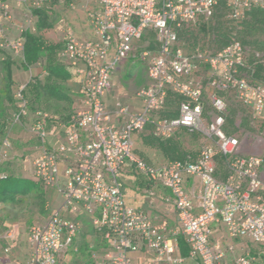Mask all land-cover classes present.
<instances>
[{
  "label": "built area",
  "instance_id": "built-area-1",
  "mask_svg": "<svg viewBox=\"0 0 264 264\" xmlns=\"http://www.w3.org/2000/svg\"><path fill=\"white\" fill-rule=\"evenodd\" d=\"M15 1L29 8V20L13 40L0 24V60H6L8 52L12 60L23 63L22 35L37 32L38 17L33 10L49 0ZM98 3V9L89 13L96 39H78L68 29L58 51V60L80 78L83 97V108L72 116L70 126H64L62 143L46 146L54 133L49 126L53 116L40 109L33 112L30 131L42 147L32 162V175L43 187L57 188L63 204L46 222L30 227L31 253L21 264H67L68 252L77 250L75 239L82 225L66 213L88 215L94 231L107 242V253L96 264H135L131 253L141 248L139 241L149 255L143 264H184L187 258L180 254V235L189 248L188 258L198 264H223L227 255L232 256L230 264H259L264 260V161L255 154L239 155L242 142L225 125L229 97L248 108L254 121L264 118V82L256 79L264 55L238 39L241 24L252 10L264 9V0ZM0 12L12 20L6 1L0 0ZM217 14H222L230 36L221 49L214 45L210 32ZM195 31L208 33V42L197 38ZM145 34L154 39L149 43L152 48L141 49ZM187 43L192 46L187 48ZM210 44L216 48L209 49ZM130 57L145 65L149 82L137 93L142 100L140 110L116 102L120 121L114 123L104 98L112 89L113 74ZM26 88L24 84L15 91L13 124H21L29 115ZM170 97L177 101V109L170 112L178 113L175 117L162 115ZM207 107H211L209 112ZM147 127L154 138L163 141L175 139L182 131L197 135L202 141L197 156L164 165L140 158L133 152V139ZM12 149L7 136L1 143L0 164L11 159ZM218 156L224 160V177ZM128 165L150 183L149 197L156 196L158 187L170 192L165 202L175 208L179 230L167 234L166 225H155L147 214L127 204L121 174ZM6 177L0 172V180ZM189 178L199 184L198 203L189 194ZM214 224L222 230L223 241L212 240ZM13 237V231L3 236ZM241 239L249 240L256 250Z\"/></svg>",
  "mask_w": 264,
  "mask_h": 264
},
{
  "label": "crops",
  "instance_id": "crops-1",
  "mask_svg": "<svg viewBox=\"0 0 264 264\" xmlns=\"http://www.w3.org/2000/svg\"><path fill=\"white\" fill-rule=\"evenodd\" d=\"M69 1V5L65 6V2ZM7 3H9L12 14L15 15V20L6 22L7 23V30L8 33L12 37H18L20 35L18 30V25L23 24L24 17H26L30 10L28 7L24 5H20L15 0H6ZM52 3H57L55 6L52 7ZM67 7V9H65ZM99 3L98 0H77L74 3H71V0H52L51 5L47 6L52 28L48 31H46V36L49 37L51 40H54L56 42H59L61 44V48L64 46L65 38L67 34V30L69 29L73 35L81 40H94L96 39L95 33L90 25L89 22V13L98 9ZM2 21V15L0 12V24L3 25ZM3 28V27H2ZM151 42L150 35L145 34L143 39L140 42L141 49L144 48H152V44L149 45ZM21 64V63H20ZM22 66V64H21ZM22 70L26 75L29 74L30 80H33L34 78H38L40 80H44L47 75H45V69L39 65H33L29 68L22 66ZM68 72L71 74V78L64 84V88L68 92L70 96L69 102H53L52 107H43L47 110V112L51 113L53 116V119L49 122V126L54 128V133L47 139L46 146L47 147H54L58 144L62 143L64 139V126H70L71 125V119L72 115L75 113V109L77 107L83 108V97L80 91V78L76 74L75 70L73 68L68 67ZM143 70V77L140 78V72ZM20 70H16V67L13 68V81H14V87L13 90L18 88L16 85L18 75L20 74ZM5 73V72H4ZM119 75L122 76H128L129 81L131 84H135L136 86L142 85L147 83L148 84V78H147V72L146 67L143 63H141L139 60H137L135 57H130L128 60L124 61L118 69L115 71L112 77V85L113 81L118 77ZM5 82V76L3 77ZM28 80L27 83L30 81ZM26 83V84H27ZM146 84V85H147ZM5 86L6 82L4 83V94H5ZM141 87H139L135 92H131L128 94L127 92L123 93L124 98L119 99L122 103L128 105L132 111H137L142 108V100L140 97H138L137 93ZM112 90L109 91L104 100L107 104L109 110L113 113L112 115V121L114 123H118L120 119L116 115V107L115 104L118 101H114V94H112ZM127 96V97H126ZM120 98V97H119ZM6 107H0V111L3 112L2 118H0V128L3 130V136H0V147L1 143L3 141L4 137H10L11 142L15 143H21L23 142L24 147L23 150L19 151L20 155H26V152H32L31 159H28V166H29V172L32 173V162L33 160L39 155L40 148L42 147L41 142L28 130L26 129L27 134L24 133V131L20 132H9V117L8 113L10 110L6 109ZM178 113H176L177 115ZM144 132H148V135L151 134L150 127H147V129ZM141 134V133H140ZM181 134H188L185 131L180 132L178 135ZM152 136V135H151ZM145 137V136H144ZM137 139V134L134 135V142ZM33 141V142H32ZM143 145L148 146V144L145 142V139L142 141ZM13 144V143H12ZM34 146V147H33ZM14 149H12L13 151ZM19 154L14 150V153L11 154V159L9 161H16L20 158L16 155ZM20 156V157H22ZM197 156V155H196ZM194 156L193 158H195ZM29 158V157H28ZM7 161V162H9ZM5 163V162H4ZM3 164V163H2ZM2 164H0V169L3 167ZM219 166V164H218ZM134 171V168L131 165H128L125 167L121 174V180L124 185V193H125V199L128 205L134 207L137 210L142 211L143 213L147 214L153 223L157 226H163L166 225V233L170 234L172 231L179 230V221L178 216L176 213L175 208L171 205L165 202V198L170 194V192L167 189H164L162 187H158L156 189V196L154 198L149 197L148 195V189L150 188V183L144 179L143 177L139 176L136 177V180H132L129 175V172ZM220 171V168H219ZM135 173V171H134ZM136 174V173H135ZM221 174V172H220ZM222 175V174H221ZM224 177V174L222 175ZM18 179V178H16ZM26 180V179H23ZM64 180V172L63 169L61 171V181ZM187 188L189 191V194L191 196V199L198 203L199 201V193H200V187L199 184L192 178H189L187 180ZM37 186L33 185L31 187V190L24 195L17 196L15 200L10 202H0L1 205L5 206V204L13 203V204H20L25 198V196L29 194H35L39 197V193L37 194L36 190ZM53 199V206L54 208L60 209L63 204V198L58 191L57 188H53L52 192L50 193ZM41 204L44 205L45 201L43 198L41 199ZM65 216L71 217L73 219H76L80 221L82 228L80 233L75 239V247L77 250L71 249L70 251L73 252H79L82 245H85L88 249V252H93L95 245L89 243V239L91 235L89 234L90 231H94L90 217L84 213L79 215H74L71 213H66ZM213 229V235L212 240L214 242L217 241H223V232L217 225H212ZM15 234V229L11 230ZM95 232V231H94ZM3 238V237H2ZM95 238H99L102 243L108 246L107 242L95 232ZM180 239V254L184 256L186 259L184 264H198L197 261L191 260L188 258L189 248L188 252L185 254L184 251L181 249V239L184 240L186 243L184 237L181 235L179 236ZM241 242L248 245L252 248L253 252L256 250V246L251 243L247 239H241ZM239 241V242H240ZM28 242V241H27ZM140 249L136 252H132L131 256L135 262V264H143V262L149 258V255L146 253L143 243L140 242ZM29 245V244H28ZM187 245V244H186ZM188 247V246H187ZM9 253V251H8ZM31 253V248L29 246V251L27 253V258H29ZM231 255H227V257L223 260V264H230L231 263ZM24 260H14L10 261L8 259H5L2 255L0 256V264H21ZM85 264V263H81ZM259 264H264V260L260 261Z\"/></svg>",
  "mask_w": 264,
  "mask_h": 264
},
{
  "label": "rangeland",
  "instance_id": "rangeland-1",
  "mask_svg": "<svg viewBox=\"0 0 264 264\" xmlns=\"http://www.w3.org/2000/svg\"><path fill=\"white\" fill-rule=\"evenodd\" d=\"M5 2L6 0H2ZM58 1V0H57ZM52 0H49L45 5L49 6L51 5ZM57 3H52V7L55 6ZM65 6L69 5V1L64 3ZM67 9V7H65ZM11 17L12 20H15V15L12 14L11 11ZM12 20H9L7 18L2 17L3 25L2 29L3 32L6 34V37H8L10 40H13L15 37H12L7 30V23L11 22ZM29 20V14L24 17V23L19 24V27H25L27 25V21ZM211 32V29H210ZM193 34H198V37H201V40L207 41V34L201 31H195ZM193 36V35H192ZM151 38V37H150ZM255 38L259 43L256 45H248L250 49L253 51L259 52L261 55H264V32H260L255 34L253 37ZM2 39H0L1 42ZM152 40V39H151ZM154 40V39H153ZM152 40V41H153ZM189 41H192V38L189 39ZM213 44V43H212ZM212 44L209 45V49L216 48L212 47ZM215 45V44H214ZM188 46V47H187ZM187 48H190L192 46V43H187ZM9 57V59L12 60L10 57V53L5 52ZM16 65V70H22L21 62L18 59L12 60ZM4 61L0 62V107H6V109L10 110L8 113V119H9V132H20L24 131L27 136L26 129L30 131V127L32 124V116H33V108L29 109V115L22 121L21 124H13L12 123V117L14 113L17 110L16 100L14 98L15 91L14 89L12 91V97L13 100L10 103L6 102L5 94L3 92L4 90V79L5 76L4 69L2 67L1 63H4ZM19 71V72H20ZM140 78L143 77V70L140 72ZM31 78V77H30ZM29 74H25L23 71L20 72L17 78V84L16 87H19L21 85H24L27 83L28 80H30ZM129 78L127 75L122 76L118 74V77L113 81L112 85V94H114V101H119V99L122 100L125 96H123L124 92H127L130 94L131 92H135L139 87L145 86L147 83L136 86L135 84H131L129 81ZM256 79L260 82H264V70L260 73V77ZM110 90V91H111ZM120 97V98H119ZM127 97V96H126ZM120 100V102H122ZM211 107H207L208 112L210 111ZM5 109V110H6ZM35 109V108H34ZM82 109V107H77L75 109V113L79 112ZM177 109V101L174 97H170L166 112L162 113V115L168 114L170 112H173ZM4 111H0V118H2ZM74 113V114H75ZM225 129L227 132L234 134L236 138H238L242 144L239 148V155L241 156H247V155H258L260 156L264 161V118L254 121L252 119L251 111L241 105L239 102L235 101L233 97L228 98V116L227 121L225 125ZM31 132V131H30ZM148 134V132H143L141 134H137V139L134 142L133 145V152L135 155L139 156L140 158L146 160L147 162L154 164V165H164L167 162L171 161L168 159L162 150L153 147V146H145L143 145L142 141L145 138H153L151 134ZM9 136V135H8ZM145 136V137H144ZM10 138V137H9ZM11 140V139H10ZM175 140L181 147V149L186 152L189 156H196L198 154L199 148L201 146V138L194 134H181L177 135ZM163 141V140H162ZM33 142V141H32ZM13 149L18 152L16 156L19 157V160L16 161H9L2 164V168L0 169V172L5 173L8 177L11 178H18V179H26L29 182H31L33 185L37 186L36 192L39 193V197L35 194H29L23 198L22 202L20 204H13L8 203L5 204V206L0 204V256L2 255L5 259H8L10 261H14L16 259L18 260H24L27 259V253L29 251V245L27 242V236L28 231L30 227L37 224H43L46 222L51 215H53L57 208H54L53 206V199L51 196L52 189L43 187L40 183L37 182V180L33 177L32 173L29 172V166H28V159H31L32 152H26V155H20L21 150H23L24 144L23 142L15 143L12 142ZM24 144V145H23ZM34 147V146H33ZM14 150L12 153H14ZM22 156V157H20ZM29 157V158H28ZM217 162L219 163V168L221 174H225L224 169V161H220V158H216ZM132 180H136V177H138L137 174L134 173L132 170L129 172V175ZM262 177L264 182V165L262 167ZM45 201V204H41V199ZM15 229L14 237L10 240L2 238L7 232ZM91 235L89 239V243L95 245L93 252H88V248L85 245L81 246V249L79 252H73L69 251L65 261L67 264H96V260L102 259L104 255L107 253L108 246L105 245L100 241L99 238H95V232L92 230L89 233ZM6 249L9 250V253L6 252ZM23 261V262H24Z\"/></svg>",
  "mask_w": 264,
  "mask_h": 264
},
{
  "label": "trees",
  "instance_id": "trees-1",
  "mask_svg": "<svg viewBox=\"0 0 264 264\" xmlns=\"http://www.w3.org/2000/svg\"><path fill=\"white\" fill-rule=\"evenodd\" d=\"M33 14L38 17L37 32L32 33L27 31L22 35L25 46V61L21 64L29 68L30 66L42 63L47 76L44 80L38 78L30 80L27 83L25 95L30 109L33 108V112L38 109L47 112L43 107H52L53 102L70 101V96L64 88V84L71 78V74L68 72V66L58 60L57 55L61 49V44L51 40L45 34L46 31L52 28L47 6L45 5L41 9L33 10ZM210 29L215 36L214 44L217 48L221 49L229 43V30L222 20V14L216 15L215 24ZM260 32H264V9H255L249 13L248 19L241 24L238 30V39L246 46L256 45L259 42L253 37ZM193 38L195 37L193 36ZM1 64L5 72V98L7 99L6 102L10 103L13 100V68L16 64L9 58ZM263 70V65L257 66V78L260 77V73ZM166 115L175 117L176 113H168ZM3 134V130L0 128V136H3ZM145 142L150 146L162 150L171 161H184L189 156L175 140L162 141L150 137L145 138ZM218 157L220 161H224L221 156ZM32 186L33 184L28 180L7 176L5 179L0 180V202L13 201L17 196L27 194ZM181 249L185 254L188 252V247L183 239H181Z\"/></svg>",
  "mask_w": 264,
  "mask_h": 264
}]
</instances>
